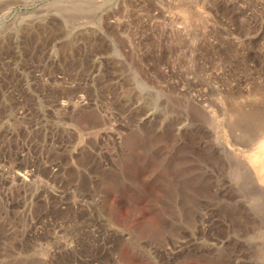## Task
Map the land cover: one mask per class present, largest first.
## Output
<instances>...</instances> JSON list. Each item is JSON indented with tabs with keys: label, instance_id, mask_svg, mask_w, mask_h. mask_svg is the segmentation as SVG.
<instances>
[{
	"label": "rangeland",
	"instance_id": "1",
	"mask_svg": "<svg viewBox=\"0 0 264 264\" xmlns=\"http://www.w3.org/2000/svg\"><path fill=\"white\" fill-rule=\"evenodd\" d=\"M262 143L264 0H0V264H264Z\"/></svg>",
	"mask_w": 264,
	"mask_h": 264
},
{
	"label": "bare ground",
	"instance_id": "2",
	"mask_svg": "<svg viewBox=\"0 0 264 264\" xmlns=\"http://www.w3.org/2000/svg\"><path fill=\"white\" fill-rule=\"evenodd\" d=\"M260 134V133H259ZM263 136V135H262ZM262 147L264 148V143H262ZM257 151H258V149H257ZM260 152V151H259ZM264 155V154H263ZM258 164V163H257ZM250 166V165H249ZM249 168H251V167H249ZM255 168V167H254ZM248 169V168H247ZM255 170V169H254ZM250 171V170H249ZM248 171V172H249ZM256 171V170H255ZM247 172V171H246ZM250 173H251V171H250ZM253 174V173H252ZM254 175V174H253ZM252 175V176H253ZM249 176V175H248ZM255 178V177H254ZM248 179V178H247ZM246 182V181H245ZM254 182H256L255 180H254ZM258 182V181H257ZM254 184V183H253ZM264 187V186H263ZM257 188V187H256ZM257 189H259V188H257ZM254 191V190H253ZM264 191V190H263ZM262 193V192H261ZM104 206H106V204L104 203Z\"/></svg>",
	"mask_w": 264,
	"mask_h": 264
}]
</instances>
